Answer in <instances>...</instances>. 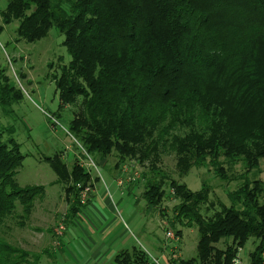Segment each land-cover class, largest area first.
Returning <instances> with one entry per match:
<instances>
[{"label": "trees", "instance_id": "obj_1", "mask_svg": "<svg viewBox=\"0 0 264 264\" xmlns=\"http://www.w3.org/2000/svg\"><path fill=\"white\" fill-rule=\"evenodd\" d=\"M106 4L116 10L107 8ZM1 13L3 17L9 15L21 20L15 35L30 43L43 39L50 27L64 37L62 45L70 62L62 66L56 78L59 104L68 105L70 98H81V110L71 122L70 131L92 157L104 158L111 154L114 145L121 156L131 158L137 152L143 160L147 159L149 155L140 151L146 147L155 158V145L148 141L155 127L159 128V141L175 131L183 123L179 117H184L185 106L205 92L202 80L207 75L214 76L213 73L226 77L236 94L252 97L258 112L264 115V74L258 70V51L255 53L264 40V0H119L116 5L109 0H9ZM159 16L170 26L175 21L183 25L180 32L187 39L189 54L173 49L170 51L174 57L149 62L156 42L162 37L156 30ZM10 81L7 69L0 65V112L4 116L13 115L12 107L22 100L21 91ZM204 109L205 106L193 107V113L185 120L203 123L208 130L207 126L215 121L210 111ZM219 122L223 124L227 120L220 118ZM5 132V129L0 131V217L15 212L16 202L21 214L29 217L45 188L33 186L7 191V188L15 190L14 177L25 156L13 140L11 130L7 129L11 139L2 141ZM183 146L184 143L173 140L168 148ZM210 149L212 157L206 163L204 151L200 145L195 146L196 156L192 155L195 166L214 172L219 183L233 182L238 188L227 190L229 206L217 201V210L209 191L193 194L170 182L177 202L172 208L174 221L170 224L196 226L198 240L196 258L172 257L169 264H233L238 249L249 239L255 242L249 255L250 264H264V204L258 202L264 191L257 187L251 191L256 181L251 183L245 173L227 180L232 172L228 175L227 170L235 164L243 163L247 171L257 169L264 152L255 153V146L245 141ZM123 156L112 167L115 172L128 163V158ZM221 158L225 161L221 162ZM148 160L151 173L157 174L155 162L150 157ZM44 162L51 165L57 183L63 185L67 180H75L70 188L66 187L75 197L69 211L71 216L75 215L83 207L79 195L91 183L90 174L77 163L68 171L59 156L46 157ZM156 178L152 182L142 176L143 197L149 210L166 198L165 189ZM175 235L180 236V232ZM0 252L21 255L19 250L4 245H0ZM134 252L142 261L127 256L124 264L148 262L144 252ZM28 256L25 253L22 258Z\"/></svg>", "mask_w": 264, "mask_h": 264}, {"label": "rangeland", "instance_id": "obj_2", "mask_svg": "<svg viewBox=\"0 0 264 264\" xmlns=\"http://www.w3.org/2000/svg\"><path fill=\"white\" fill-rule=\"evenodd\" d=\"M8 1L0 0L2 29L0 65L7 69L10 83L21 91L22 100L12 107L13 115L4 116L0 112V131L3 129L6 131L2 141L11 139L7 129L12 131V138L20 145L21 154L25 159L14 177L15 190L7 188V191H19L33 186H43L45 191L35 201L29 217L21 214L17 202L15 212L0 217V245L21 252V255L0 252V263L11 264L21 261V264H34L39 258L37 264H74L71 259H65L62 248L68 249L70 246V250H76L78 246L81 247L80 249L88 250L83 247L92 242L87 236L78 232V226L86 230L103 224L113 227L112 235L108 237V245L116 254L135 246L144 250L149 259L157 261V264H166V261L172 257L183 260L196 258L198 240L196 226L189 228L176 223L172 227L170 224L174 221L172 208L177 202L173 199L174 190L170 189L169 184L175 182L193 194L209 191V197L215 201L217 210H219L217 201L229 206L227 190L235 189L237 186L233 182L219 183L214 177V172L206 167L195 166L192 155L196 156V154L193 150L197 144L200 145L206 163L212 157L213 150L211 151L210 148L215 149L221 144L231 142L245 141L255 146V153L264 152V115L258 112L255 100L247 95L236 94L229 87V80L224 76L218 77L216 73H213L214 76H205L202 80L203 85L206 86L205 92L198 100L191 99L189 106H185L184 117H179L183 123L160 141L159 128L155 127L148 141L152 146L155 145L153 153L157 152V156L153 158L155 155L150 154L146 147L140 148V151L142 150L145 155L148 154V158L155 162L157 174L151 173L150 161L148 158L143 160L140 154H137L136 151L139 150L136 148L135 156L130 158L125 154L122 155L128 158V163L124 168L122 166L121 171L115 172L112 167L119 163L122 156L115 151L114 145L111 146V154L104 158H95L86 154L70 131L71 122L81 110V98H70L71 104L68 105L59 104L55 83L60 76L62 66L70 62V57L62 45L64 37L56 28L50 27L45 31L44 38L39 41L30 43L18 38L15 31L21 20H14L9 15L3 17L1 13L6 9ZM109 1L112 5H116L119 0ZM106 7L116 10L109 4H106ZM32 10L34 8L30 12ZM30 12L27 11L26 15ZM158 18L159 24L156 30L160 31L162 37L156 42L149 62L158 63L165 57H174L170 51L173 49L189 54L186 48L187 39L180 32L183 25L175 21L170 26L166 20L160 16ZM169 42L173 45L169 46ZM256 52L258 70L264 74V40L258 44ZM195 106L201 108L205 106V109L210 111L211 118H214L215 122L212 126H207L208 130L203 123L195 124L187 121ZM174 116L177 117L178 113ZM220 118H226L227 123L220 124ZM167 120L169 122L170 118ZM173 140L184 143V148L169 149L168 146ZM55 156H59L68 171L73 170L74 163H77L91 177L88 187L92 191L87 199L90 202L82 199L81 191L79 197L83 207L72 216L69 212L70 204L73 202L72 199L75 201V197L71 191L68 189L66 191V187L70 188L75 180L71 179L70 182L67 180L63 185L57 183V176L51 165L44 162V158ZM224 161L225 159L221 158V162ZM109 167L112 170H108ZM75 168L78 169L76 166ZM246 169L248 168L243 163L229 167L228 175L229 171L232 172L227 180L233 175L237 177L245 173L249 175L251 183L256 181V186L250 187L251 191L254 187L264 191V156L258 161L257 169L250 171ZM142 176H146L152 182L157 177L155 180L160 179L158 184L165 189L166 198L152 210L147 209L143 197L145 186ZM119 181L123 183L121 187L118 186ZM153 192L150 191L152 194ZM104 197L112 203L111 210L104 202ZM258 202L264 204V195L259 196ZM79 212L81 218H77ZM115 219H117L116 225ZM52 231L56 235L62 232V237H57L55 234L53 236ZM167 232L173 234L180 232V236L175 235L177 241L174 242L166 238ZM254 243L253 239H249L238 249L236 259H239L240 264H250L249 255L254 250ZM57 245H62V248L57 249ZM25 253L30 255L27 259L22 258ZM85 256H90L92 261V251L85 252Z\"/></svg>", "mask_w": 264, "mask_h": 264}, {"label": "crops", "instance_id": "obj_3", "mask_svg": "<svg viewBox=\"0 0 264 264\" xmlns=\"http://www.w3.org/2000/svg\"><path fill=\"white\" fill-rule=\"evenodd\" d=\"M104 199H105L104 202L106 204H108V206L110 207V210H111L112 209V203L108 199H106L105 197H104ZM103 217H104V215H103ZM77 218H81L80 212L77 215ZM104 219L107 220L106 217H104ZM114 223L116 225L117 219L114 220ZM78 227H79L78 232L87 236L90 239V241L92 242V244H89V245H86L85 247H83V248H86L88 250L80 249L81 247H78V246L76 247V248H78L76 250L75 249L70 250V246L68 249H67V247L62 248V245L56 246L57 249L62 248V252L64 254L65 259H67V260L71 259L72 261H74L73 262L74 264L75 263L80 264V262H82L83 264H108L109 261H110L109 264H118V262H121L119 264H124V262L128 261L127 256H129L130 258L132 257V259L142 261V258L140 257V255H138L136 252H134L135 250L137 252H139V254H140V252H144L148 256V254L144 250H141L135 246L131 247L130 249L122 250V251L118 252L117 254H116V252H113V250H111L109 248L110 245H108V237L110 235H112V231H113V227L109 226V224L108 225L103 224L102 226H99L97 228L91 227V228L86 229V230H84L83 228H80V226H78ZM85 232L87 233V235ZM51 234L53 236L55 234V236L60 237V238L62 237V234L56 235V233H53V231L51 232ZM91 251H92V261H90V256H88V257L85 256V252H91ZM73 252H75L76 254ZM126 253L129 255H125ZM37 263H39V258L36 259V262L34 264H37ZM146 264H156V263H154L153 260L149 259ZM166 264H169V259L166 261Z\"/></svg>", "mask_w": 264, "mask_h": 264}, {"label": "built area", "instance_id": "obj_4", "mask_svg": "<svg viewBox=\"0 0 264 264\" xmlns=\"http://www.w3.org/2000/svg\"><path fill=\"white\" fill-rule=\"evenodd\" d=\"M122 185H123L122 181H119L118 186L121 187ZM81 191H82V199H85L87 201L88 195L91 193L92 190L87 186L86 188L82 189ZM85 202H82V204H84ZM63 231H64V228L62 229V232ZM62 232H60L59 235H61ZM166 238L169 239V240H171V241H174V242L177 241V237L172 232H167L166 233ZM154 263L157 264V261H154ZM233 264H240L239 259H235L233 261Z\"/></svg>", "mask_w": 264, "mask_h": 264}]
</instances>
